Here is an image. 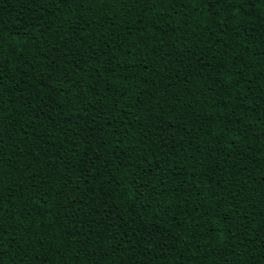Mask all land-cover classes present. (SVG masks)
Instances as JSON below:
<instances>
[{"label":"trees","instance_id":"16d2710c","mask_svg":"<svg viewBox=\"0 0 264 264\" xmlns=\"http://www.w3.org/2000/svg\"><path fill=\"white\" fill-rule=\"evenodd\" d=\"M0 264H264V0H0Z\"/></svg>","mask_w":264,"mask_h":264}]
</instances>
